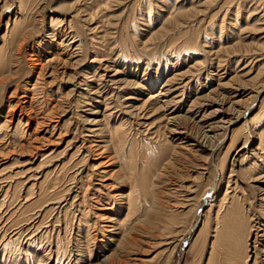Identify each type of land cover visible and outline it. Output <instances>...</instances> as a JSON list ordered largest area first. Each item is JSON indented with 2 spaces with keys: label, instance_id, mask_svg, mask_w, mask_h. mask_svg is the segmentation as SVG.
<instances>
[{
  "label": "rangeland",
  "instance_id": "rangeland-1",
  "mask_svg": "<svg viewBox=\"0 0 264 264\" xmlns=\"http://www.w3.org/2000/svg\"><path fill=\"white\" fill-rule=\"evenodd\" d=\"M0 264H264V0H0Z\"/></svg>",
  "mask_w": 264,
  "mask_h": 264
},
{
  "label": "bare ground",
  "instance_id": "bare-ground-1",
  "mask_svg": "<svg viewBox=\"0 0 264 264\" xmlns=\"http://www.w3.org/2000/svg\"><path fill=\"white\" fill-rule=\"evenodd\" d=\"M61 61H62V60H61ZM237 119H238V118H237ZM237 119H236V120H237ZM222 123H223V125L226 124L227 126L224 127L223 125H220V129H221V130H226V129H229V128L233 125L234 122H232V120H228L227 122H222ZM209 130H210V129H209ZM209 191H210V190H209ZM209 191H208V192H209Z\"/></svg>",
  "mask_w": 264,
  "mask_h": 264
}]
</instances>
